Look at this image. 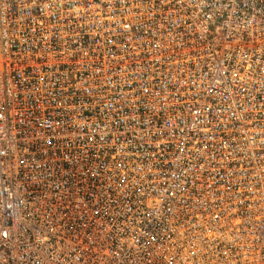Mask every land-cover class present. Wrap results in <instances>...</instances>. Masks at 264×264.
<instances>
[{
    "label": "built area",
    "instance_id": "built-area-1",
    "mask_svg": "<svg viewBox=\"0 0 264 264\" xmlns=\"http://www.w3.org/2000/svg\"><path fill=\"white\" fill-rule=\"evenodd\" d=\"M0 264H264V0H0Z\"/></svg>",
    "mask_w": 264,
    "mask_h": 264
}]
</instances>
